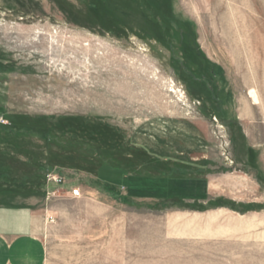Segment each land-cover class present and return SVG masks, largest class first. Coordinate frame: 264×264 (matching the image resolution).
<instances>
[{"label": "rangeland", "instance_id": "374dc122", "mask_svg": "<svg viewBox=\"0 0 264 264\" xmlns=\"http://www.w3.org/2000/svg\"><path fill=\"white\" fill-rule=\"evenodd\" d=\"M0 117L42 264H264V0H0Z\"/></svg>", "mask_w": 264, "mask_h": 264}, {"label": "crops", "instance_id": "0c3cea01", "mask_svg": "<svg viewBox=\"0 0 264 264\" xmlns=\"http://www.w3.org/2000/svg\"><path fill=\"white\" fill-rule=\"evenodd\" d=\"M235 18V17H234ZM247 28L243 29L245 32ZM244 34V33H243ZM252 94L251 99L253 103H258L259 98L256 95L257 99L254 100ZM165 166L168 170L161 175H149V176H140L143 181L145 178H152V182H146L145 187L152 189L154 193L148 194L150 199H155L156 201H165L171 200L173 198L187 200L191 196L188 191L187 194L180 193L179 191H174L173 183L174 180L177 182L182 180L194 181L196 184L200 185V191L196 193L193 192L196 198L200 199V202H204L206 199L208 191V179L210 178V167L209 162L206 160L203 154V147L200 148V177L196 179H175L172 172L171 162L167 163V160L170 158L164 157ZM202 160V162H201ZM137 186V189L134 188L131 192L135 195L138 194L139 184L137 181L134 182ZM176 192V193H175ZM143 195L144 194H140ZM186 196V197H185ZM197 199V200H198ZM199 201V200H198ZM7 214H3L1 217H4V221H0V264H42L44 260V247L39 238L35 237L28 229V218L26 212L13 211L10 218L8 219Z\"/></svg>", "mask_w": 264, "mask_h": 264}, {"label": "built area", "instance_id": "2783aa9c", "mask_svg": "<svg viewBox=\"0 0 264 264\" xmlns=\"http://www.w3.org/2000/svg\"><path fill=\"white\" fill-rule=\"evenodd\" d=\"M0 122H3V119L0 117ZM51 177V179H53V181H55L56 183H59V180L57 177H52V176H49ZM69 196L71 197H78L80 195V191L78 188H74V189H71L69 192H68Z\"/></svg>", "mask_w": 264, "mask_h": 264}]
</instances>
